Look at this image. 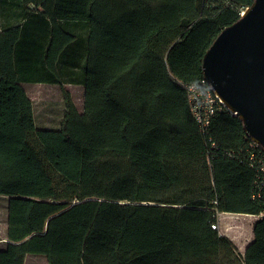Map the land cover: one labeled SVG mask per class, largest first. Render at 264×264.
<instances>
[{"label":"trees","instance_id":"16d2710c","mask_svg":"<svg viewBox=\"0 0 264 264\" xmlns=\"http://www.w3.org/2000/svg\"><path fill=\"white\" fill-rule=\"evenodd\" d=\"M253 3L0 0V264H264V216L244 255L212 228L264 215V150L226 108L202 132L186 88ZM24 84L81 86L82 108L63 90L61 127L37 129Z\"/></svg>","mask_w":264,"mask_h":264},{"label":"water","instance_id":"95a60500","mask_svg":"<svg viewBox=\"0 0 264 264\" xmlns=\"http://www.w3.org/2000/svg\"><path fill=\"white\" fill-rule=\"evenodd\" d=\"M203 76L247 137L264 149V0L226 28L203 59Z\"/></svg>","mask_w":264,"mask_h":264},{"label":"rangeland","instance_id":"374dc122","mask_svg":"<svg viewBox=\"0 0 264 264\" xmlns=\"http://www.w3.org/2000/svg\"><path fill=\"white\" fill-rule=\"evenodd\" d=\"M23 88L32 101L37 129L57 130L61 127L65 112L63 90L71 94L78 109L81 110L82 108L84 90L81 86L70 84H24ZM151 126L150 123L130 124L126 128V135L130 140H135ZM8 203L9 198L0 196V249H5L9 243L7 239ZM217 217L216 230L221 235H229L237 242L242 241L243 244L247 242V238L246 234L242 235L241 233H252V225L256 220L241 214L229 213L228 215L227 213H221ZM237 237L241 238L237 240ZM235 246L237 247L236 244ZM25 264H48V262L42 255H27Z\"/></svg>","mask_w":264,"mask_h":264},{"label":"built area","instance_id":"2783aa9c","mask_svg":"<svg viewBox=\"0 0 264 264\" xmlns=\"http://www.w3.org/2000/svg\"><path fill=\"white\" fill-rule=\"evenodd\" d=\"M246 11L242 12L241 17L244 16ZM188 100L190 104V110L198 123L200 130L206 132L212 122L213 117L226 108L219 96L212 90L206 81H202L196 85L187 86ZM234 115V114H233ZM235 116V115H234ZM251 148H262L258 144L251 141ZM263 149V148H262ZM264 150V149H263ZM251 161L255 162L256 156H251ZM260 174L258 175L254 183L253 199L257 200L264 194V160L257 163ZM264 215L253 216L261 218ZM213 229H217L216 225L212 226Z\"/></svg>","mask_w":264,"mask_h":264},{"label":"crops","instance_id":"0c3cea01","mask_svg":"<svg viewBox=\"0 0 264 264\" xmlns=\"http://www.w3.org/2000/svg\"><path fill=\"white\" fill-rule=\"evenodd\" d=\"M223 215V214H222ZM227 215H228V213H227ZM239 215V214H238ZM242 216H247V217H250V218H255L256 220L255 221H257L258 220V218H256V217H253V216H249V215H242ZM255 221H254V223H253V225H252V233H241L242 235L243 234H246V238H247V242L246 243H242V241H235V239H233L232 237H230L229 235H226V234H222L223 236H225V237H227V238H229L231 241H233L236 245H237V248H238V250H239V252L242 254V255H244L245 254V251H246V249H247V246L253 241V239H254V224H255ZM242 235H241V237H242ZM241 237H237V240L238 239H240Z\"/></svg>","mask_w":264,"mask_h":264}]
</instances>
